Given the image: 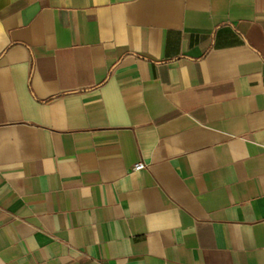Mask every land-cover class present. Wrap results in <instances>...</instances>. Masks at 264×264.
Segmentation results:
<instances>
[{
	"label": "crops",
	"instance_id": "crops-1",
	"mask_svg": "<svg viewBox=\"0 0 264 264\" xmlns=\"http://www.w3.org/2000/svg\"><path fill=\"white\" fill-rule=\"evenodd\" d=\"M0 264H264V0H0Z\"/></svg>",
	"mask_w": 264,
	"mask_h": 264
},
{
	"label": "built area",
	"instance_id": "built-area-1",
	"mask_svg": "<svg viewBox=\"0 0 264 264\" xmlns=\"http://www.w3.org/2000/svg\"><path fill=\"white\" fill-rule=\"evenodd\" d=\"M147 167L148 164L142 158H137L132 162L131 170L140 171L146 169Z\"/></svg>",
	"mask_w": 264,
	"mask_h": 264
}]
</instances>
